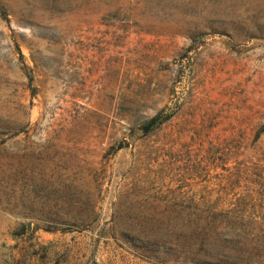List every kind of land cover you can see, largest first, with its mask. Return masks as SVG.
<instances>
[{
    "label": "rangeland",
    "instance_id": "rangeland-1",
    "mask_svg": "<svg viewBox=\"0 0 264 264\" xmlns=\"http://www.w3.org/2000/svg\"><path fill=\"white\" fill-rule=\"evenodd\" d=\"M0 264H264V0H0Z\"/></svg>",
    "mask_w": 264,
    "mask_h": 264
},
{
    "label": "trees",
    "instance_id": "trees-1",
    "mask_svg": "<svg viewBox=\"0 0 264 264\" xmlns=\"http://www.w3.org/2000/svg\"><path fill=\"white\" fill-rule=\"evenodd\" d=\"M160 114H156L154 116H151L142 126L143 130L145 132H149L152 129V126H154L156 123H159L163 121L166 118H159ZM167 117V116H165Z\"/></svg>",
    "mask_w": 264,
    "mask_h": 264
}]
</instances>
